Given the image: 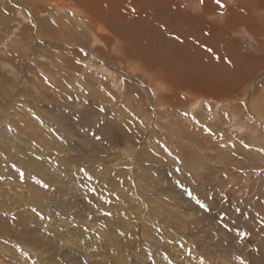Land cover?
<instances>
[{"label": "rangeland", "instance_id": "374dc122", "mask_svg": "<svg viewBox=\"0 0 264 264\" xmlns=\"http://www.w3.org/2000/svg\"><path fill=\"white\" fill-rule=\"evenodd\" d=\"M222 3L0 0V264H264V0Z\"/></svg>", "mask_w": 264, "mask_h": 264}, {"label": "bare ground", "instance_id": "6f19581e", "mask_svg": "<svg viewBox=\"0 0 264 264\" xmlns=\"http://www.w3.org/2000/svg\"><path fill=\"white\" fill-rule=\"evenodd\" d=\"M52 2L54 3V1H52ZM193 4H194V3H193ZM263 8H264V4H262V9H263ZM88 17H89V16H88ZM88 17H87V18H88ZM88 20H90V23L93 24V20H91V19H88ZM88 23H89V22H88ZM88 23H87V24H88ZM262 24H263V23H262ZM255 26H256V25H255ZM258 26H259V25H258ZM92 27H93V26H92ZM260 27H261V26H260ZM254 28H255V27H254ZM261 28L264 29V26H262ZM263 29H262V30H263ZM263 33H264V30H263ZM214 65H215V64H213V66H211V67H213V68L215 69V71H216V68H217V67L214 66ZM216 65H217V64H216ZM91 66H92V65H91ZM211 67H210V68H211ZM220 71H221V70H220ZM210 72H211V71H210ZM222 75H223V73H222ZM223 78H224V75H223ZM212 79H213L214 81H217L218 84H221V80L219 79V77H216V76L214 77L213 75H212V77H210V82H209L210 84H211V83H212V84H215V82H214ZM161 86H163V84H162V85L159 84V85H157L156 87H157V88H160ZM166 88H167V87H166ZM161 90H162V89H161ZM168 92H169V91H168ZM166 94H167V93H166ZM172 94H175V93H174L173 91L170 92L167 96H164V97H166L165 100H164V99H162V100H164V101L168 100L167 98H169ZM164 97H163V98H164ZM172 98H174V97H172ZM172 98H171V99H172ZM263 120H264V119H263Z\"/></svg>", "mask_w": 264, "mask_h": 264}, {"label": "snow or ice", "instance_id": "6c2138e0", "mask_svg": "<svg viewBox=\"0 0 264 264\" xmlns=\"http://www.w3.org/2000/svg\"><path fill=\"white\" fill-rule=\"evenodd\" d=\"M201 2H203V0H201ZM216 4L219 5L221 8L225 7V5L222 3V0H215ZM209 51H211V49H209ZM46 186V185H45ZM189 195H191V193H188ZM197 203L200 204L201 208H206L207 206L202 204L199 200H197Z\"/></svg>", "mask_w": 264, "mask_h": 264}]
</instances>
